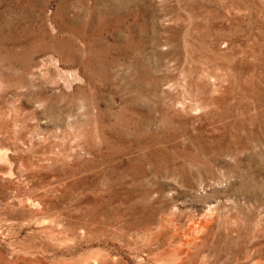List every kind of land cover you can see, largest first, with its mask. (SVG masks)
I'll return each instance as SVG.
<instances>
[{
    "label": "rangeland",
    "instance_id": "1",
    "mask_svg": "<svg viewBox=\"0 0 264 264\" xmlns=\"http://www.w3.org/2000/svg\"><path fill=\"white\" fill-rule=\"evenodd\" d=\"M1 150L0 264H264V0H0Z\"/></svg>",
    "mask_w": 264,
    "mask_h": 264
},
{
    "label": "bare ground",
    "instance_id": "2",
    "mask_svg": "<svg viewBox=\"0 0 264 264\" xmlns=\"http://www.w3.org/2000/svg\"><path fill=\"white\" fill-rule=\"evenodd\" d=\"M10 154V153H9ZM24 166V165H22ZM30 168V167H29ZM26 169V168H25ZM27 170V169H26ZM30 170V169H29ZM28 171V170H27ZM29 173V172H28ZM0 175L5 177H13L14 174V167L13 162L11 158L8 156V151H0ZM10 180V179H9ZM11 181V180H10ZM21 202V201H20ZM30 202V201H29ZM30 206L33 205V203L29 204ZM35 206V205H33ZM39 207V206H35ZM30 209V208H29ZM39 210V209H38ZM37 210V211H38ZM29 211V210H28ZM39 212V211H38ZM5 217V216H4ZM5 219V218H4Z\"/></svg>",
    "mask_w": 264,
    "mask_h": 264
}]
</instances>
